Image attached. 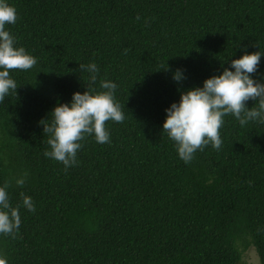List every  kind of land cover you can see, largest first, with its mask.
I'll list each match as a JSON object with an SVG mask.
<instances>
[{
	"label": "trees",
	"instance_id": "trees-1",
	"mask_svg": "<svg viewBox=\"0 0 264 264\" xmlns=\"http://www.w3.org/2000/svg\"><path fill=\"white\" fill-rule=\"evenodd\" d=\"M3 2L17 10L16 23L6 25L14 47L37 64L10 70L17 92L0 102V187L8 183L21 217L15 238L0 234V257L7 264H243L254 248L264 264V123L241 126L226 115L221 148L209 144L190 163L163 133L166 109L182 93L235 71L231 61L246 53H264V0ZM91 63L95 82L80 70ZM250 75L264 83V55ZM102 80L117 85L125 119L106 122L108 143L86 135L66 169L45 157L51 149L41 121L51 124L54 108L76 92L105 91Z\"/></svg>",
	"mask_w": 264,
	"mask_h": 264
},
{
	"label": "clouds",
	"instance_id": "clouds-1",
	"mask_svg": "<svg viewBox=\"0 0 264 264\" xmlns=\"http://www.w3.org/2000/svg\"><path fill=\"white\" fill-rule=\"evenodd\" d=\"M16 21V8L0 0V69H3L0 70V102L10 91L17 92L16 81L9 75L10 70L27 71L37 64V59L23 47H14L15 38L6 30V25H14ZM262 55L264 53L257 51L232 60L231 68L235 71L225 68L222 75L206 79L202 88L182 93L180 102L166 109L163 133L166 132L176 142L178 154L185 163H190L195 152L203 151L209 144L216 150L221 148L220 129L226 115H234L241 126L255 120L264 123V83L256 82L250 75L258 70ZM80 70L91 73V82H95L99 71L95 63L80 64ZM182 78V72L177 70L174 79L179 82ZM100 87L105 91L93 94L87 89L83 94L74 93L71 104H59L54 108L51 124L47 123L48 120L41 121L51 149L44 152L45 157L62 162L67 169L76 163L77 152L82 147L80 141L86 135L94 134L101 144L110 141L106 122L122 123L125 116L115 101L117 85L102 80ZM249 100L256 101L255 107L249 109L246 106ZM17 184L23 186L24 180H17ZM8 187L7 182L0 187V234L15 238L21 217L19 206L13 208L9 202ZM20 195L23 206L35 212L32 198L23 192ZM0 264H7V260L0 257Z\"/></svg>",
	"mask_w": 264,
	"mask_h": 264
},
{
	"label": "rangeland",
	"instance_id": "rangeland-1",
	"mask_svg": "<svg viewBox=\"0 0 264 264\" xmlns=\"http://www.w3.org/2000/svg\"><path fill=\"white\" fill-rule=\"evenodd\" d=\"M243 264H261L260 258L254 248H250L243 256Z\"/></svg>",
	"mask_w": 264,
	"mask_h": 264
}]
</instances>
